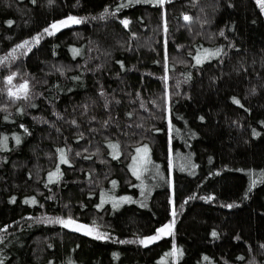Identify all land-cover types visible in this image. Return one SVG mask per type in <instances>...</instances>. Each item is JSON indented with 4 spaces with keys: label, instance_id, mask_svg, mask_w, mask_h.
Segmentation results:
<instances>
[{
    "label": "trees",
    "instance_id": "1",
    "mask_svg": "<svg viewBox=\"0 0 264 264\" xmlns=\"http://www.w3.org/2000/svg\"><path fill=\"white\" fill-rule=\"evenodd\" d=\"M38 34L0 65V264H264L256 0H0V58ZM204 49L222 51L196 64ZM12 73L28 99L8 97Z\"/></svg>",
    "mask_w": 264,
    "mask_h": 264
},
{
    "label": "snow or ice",
    "instance_id": "2",
    "mask_svg": "<svg viewBox=\"0 0 264 264\" xmlns=\"http://www.w3.org/2000/svg\"><path fill=\"white\" fill-rule=\"evenodd\" d=\"M137 2H139V0H137ZM165 2V0H158V3L163 4ZM257 5L260 7L261 11H264V0H256ZM127 5H123L121 4L118 8L117 11L119 10V8L121 7H126ZM107 12V9L105 10ZM103 18V16L101 17ZM183 19L188 22L191 20V17L185 15L183 17ZM81 23V20L74 17V16H69L67 17L65 20H60L58 22H54L52 23L49 28H45L44 29V33L43 34H47V35H54L55 32L59 31L61 28H65V27H69L71 24H79ZM122 23L127 26L128 21H122ZM9 24H11V21H9ZM166 27H165V31H166ZM43 34H38L37 36L32 38L31 42H35V43H39L41 36ZM220 35H223V32L220 33ZM29 40H25L23 41L21 44L16 45V48H14L12 50V53H9L7 56H4L2 58H0V65L4 64L6 61H8L10 58L11 59H15L14 54L16 53L17 50L19 49H27L28 51H31V48L29 47L30 43ZM75 54H79V50L74 49L73 50ZM220 49H217L215 51H210L208 49H204V54L203 56H201L200 54H197L194 59L196 61V64H201L204 60L209 59L211 57H215V56H219L221 54ZM26 54L24 52L21 53ZM16 73H12L11 75L6 77L7 83L8 85H10V87L7 89V95L10 99L12 100H18V99H28L29 96V87H28V81L25 80L23 83H20L18 85H13L12 82L13 80L16 78ZM101 95H103V93H101ZM234 103L239 104L240 101L234 98ZM143 107V105H141ZM131 115V114H129ZM73 123H75V121H73ZM25 131H27L25 129ZM16 143L19 144L20 143V137L17 136L16 138ZM7 140L8 137H3V140L0 141V143H3L4 146H6L7 144ZM109 147H111L113 149V158H117L118 156V148L119 145L117 144H109ZM60 152V159L62 163L67 164L68 160L66 158V155L64 153L63 149L58 150ZM136 152L138 154V156L133 157V162L134 165H136L137 163H139L141 166L144 164H147L149 162V160L147 159V153H148V148L147 146H143V147H138L136 149ZM143 153V157H140L139 154ZM77 155H79V153H77ZM146 170V169H145ZM59 173V168H57V172L56 173H50L49 174V180L51 181L53 177L58 178V174ZM133 174L137 175L139 178V172L137 171L136 167H133ZM115 184V182H113ZM256 183V181H253V185ZM126 198H121V200H124ZM209 199H211V197H209ZM28 201H26L27 203ZM31 203H36L35 199H33L32 201H30ZM104 201H102L103 204ZM101 204V206H102ZM115 206V205H114ZM228 207H232V205H228ZM173 215H175V213H173ZM57 223H61L64 227H73V230L75 231H81L84 229H88L87 225H82V224H77L75 220H73L71 217H69L68 219H62V218H57L56 221ZM174 221L171 224H165L164 226H162L160 229L157 230V234L155 236H151V237H146L143 240H140L139 243L141 244H148V243H152L158 239H161L163 236L168 235L171 236L172 233V227H173ZM85 234L87 235H91L92 231L88 230L85 232ZM213 236H216L217 233L213 232L212 233ZM97 239H102L104 238V236L102 234H98L96 236ZM179 250L176 248H173V252L170 253V255H175Z\"/></svg>",
    "mask_w": 264,
    "mask_h": 264
},
{
    "label": "rangeland",
    "instance_id": "3",
    "mask_svg": "<svg viewBox=\"0 0 264 264\" xmlns=\"http://www.w3.org/2000/svg\"><path fill=\"white\" fill-rule=\"evenodd\" d=\"M146 1V0H145ZM148 1H150V0H148ZM151 1H154V0H151ZM66 19V18H65ZM30 42L32 41V40H29ZM35 42H31L30 43V45H29V47L32 45V44H34ZM16 48V47H15ZM14 49V48H13ZM19 50H22V51H27V49H19ZM19 50H17L16 51V53H19ZM12 53V52H11ZM16 53L14 54V56L16 55ZM148 148V147H147ZM143 153H141V154H139V156L140 157H143ZM135 156H138V154H137V152H136V154L134 155V157ZM133 167H136L137 168V171L138 172H140L141 171V165L139 164V163H137L136 165H134V162H133V158H132V161H131V169L133 170ZM85 225H87L88 226V229H84L83 231L84 232H86V231H88V230H91L92 231V234H91V236H97L98 234H101V232L97 229V228H94L93 226H91V225H89V224H85Z\"/></svg>",
    "mask_w": 264,
    "mask_h": 264
}]
</instances>
